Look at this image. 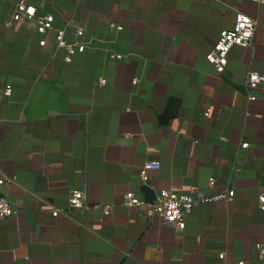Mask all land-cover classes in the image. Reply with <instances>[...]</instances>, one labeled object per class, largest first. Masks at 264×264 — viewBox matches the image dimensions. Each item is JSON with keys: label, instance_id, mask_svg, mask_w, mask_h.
Segmentation results:
<instances>
[{"label": "crops", "instance_id": "1", "mask_svg": "<svg viewBox=\"0 0 264 264\" xmlns=\"http://www.w3.org/2000/svg\"><path fill=\"white\" fill-rule=\"evenodd\" d=\"M19 1L0 0V195L15 210L0 264H263L264 90L245 79L264 73V5L24 0L34 18L13 20ZM238 14L257 23L252 45L217 72L206 56ZM60 28L85 49H58ZM192 187L233 197L196 204L183 228L126 205Z\"/></svg>", "mask_w": 264, "mask_h": 264}, {"label": "built area", "instance_id": "2", "mask_svg": "<svg viewBox=\"0 0 264 264\" xmlns=\"http://www.w3.org/2000/svg\"><path fill=\"white\" fill-rule=\"evenodd\" d=\"M258 5H264V0H252ZM35 14V7L28 5L24 0H20L16 9L12 14V19L17 20L21 16L27 19H33ZM55 21L54 15L45 13L41 18L37 19L36 30L37 32L44 33L46 30L52 28ZM257 23L243 14H238L231 30H224L219 33V37L207 54L206 58L211 63L217 72H222L227 63V54L231 46L239 45L241 47H249L252 45ZM66 32L64 28L56 31L55 39L58 49H65L67 54H72L74 51L82 52L85 45L78 41L67 43ZM111 58L120 59L122 56L119 54H110ZM246 86L249 88H258L264 90V73L257 71H248L246 75ZM11 89L7 87L4 91L5 95L10 94ZM246 147V144L242 145ZM156 162L146 163L142 167L145 169H157ZM142 181L147 177L142 172ZM4 179H0V185ZM212 183V179H210ZM233 197L232 190L216 192L208 194L199 188H189L186 191H173L163 189L160 190L155 200L151 203L146 202L142 198L136 197L133 193L128 192L125 195L126 205L129 207L143 208L142 217L145 219L157 218L173 228H183L185 218L192 211L193 207L199 203L213 202V201H226ZM85 203L84 191L80 188H74L70 191L69 207L72 209H82ZM14 207L11 202L5 197L0 195V219L10 217L14 213ZM58 209H54L53 213H57ZM259 258L264 264V249L259 250ZM236 264H246L245 261H238Z\"/></svg>", "mask_w": 264, "mask_h": 264}]
</instances>
